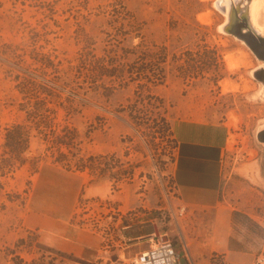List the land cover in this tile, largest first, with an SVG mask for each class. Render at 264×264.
Instances as JSON below:
<instances>
[{
    "label": "rangeland",
    "instance_id": "rangeland-1",
    "mask_svg": "<svg viewBox=\"0 0 264 264\" xmlns=\"http://www.w3.org/2000/svg\"><path fill=\"white\" fill-rule=\"evenodd\" d=\"M218 1L0 0V264H80L41 243L29 224L40 173L52 164L85 173L72 218L79 227L113 239L158 225L186 264V243L203 238L208 217L188 208L176 220L170 206L179 200L162 196L174 182L173 124L182 119L229 124L220 207L256 204V218L239 226L259 230L264 81L254 74L261 60L222 29L227 14ZM92 49L106 59H86ZM136 49L144 57L137 69L124 59ZM228 54L239 67H228ZM108 69L122 75L110 80L102 75ZM141 70L147 78L138 84L132 77ZM228 80L236 89H224ZM15 125L31 130L22 160L4 146ZM251 186L263 191L257 199ZM209 256L218 264L222 255Z\"/></svg>",
    "mask_w": 264,
    "mask_h": 264
},
{
    "label": "crops",
    "instance_id": "crops-1",
    "mask_svg": "<svg viewBox=\"0 0 264 264\" xmlns=\"http://www.w3.org/2000/svg\"><path fill=\"white\" fill-rule=\"evenodd\" d=\"M173 133L177 141L174 179L180 199L198 217L202 214L208 217L204 230L198 232L203 238L190 239V244L184 247L189 255L186 264H211L212 252L222 255L218 264H255L264 257V221L258 220L263 230L239 227L238 231L233 228L232 217L238 211L256 218V204L220 207L222 163L231 133L229 124L182 119L174 122ZM87 187L84 172L67 170L57 164L41 171L32 197L29 223L40 233V242L80 264H122V259L133 260L149 247V238L143 237L151 233L107 239L72 221L80 194ZM251 189L255 199L263 192L254 186ZM155 230L163 234L157 227Z\"/></svg>",
    "mask_w": 264,
    "mask_h": 264
},
{
    "label": "trees",
    "instance_id": "trees-1",
    "mask_svg": "<svg viewBox=\"0 0 264 264\" xmlns=\"http://www.w3.org/2000/svg\"><path fill=\"white\" fill-rule=\"evenodd\" d=\"M122 7V10L124 12H128V9L126 7V5H121ZM111 11H114V9H112ZM103 51V50H102ZM87 53H84L86 56H88V59L89 61L93 60L91 59V57L93 58H96L94 59L96 62L97 61H101V60H105L106 58L104 57L106 55L102 53V57H98L97 55H95V49H92V50H87L86 51ZM140 52L141 51H133V52H130V53H127L126 56H124V59L127 60V61H130V62H133V65L132 67H135L136 69L137 68H141L140 65L136 66V64H139L137 63L138 61L140 60H144V57H142L140 55ZM95 53V54H94ZM130 55H132V57H130ZM120 57V55L118 56ZM132 59V60H130ZM44 64H48L46 62H44ZM114 62H112V66H113ZM48 66V65H47ZM52 66V65H51ZM105 67H98L99 71H98V75L101 74V70L100 69H104ZM122 72V71H120ZM146 72H144L143 70L141 71H138L136 76H133V80L136 82V80L138 81V84H141L139 81H141L142 79L144 78H147L145 76ZM102 75H106L110 80H113L117 77H119L120 75H122V73H116L115 71H113V69H108V71L106 73H103ZM30 136H31V130L29 127H26V126H23V125H15V126H12V127H9L7 128V132H6V141H5V150L6 152H9L11 154H13L14 156H16V158H18L19 160H22V155L28 150L29 148V143H30ZM60 142H62L63 144L65 145H70L71 142L70 141H66V139H63V140H60ZM10 166H11V163H9ZM159 218L161 216H158ZM243 219V220H246L245 222L249 223L251 222L252 223V220L250 219V217L245 214V213H241V212H238V211H235L233 213V217H232V222H233V228L234 230H237V228H239V221ZM245 227L249 228V225L250 224H246L244 223ZM258 226V225H256ZM156 227H158V225H156ZM259 227V226H258ZM259 230H263L261 227H259ZM149 234L151 233H154L153 231H149L148 232ZM147 233V234H148ZM133 236H140V234H135Z\"/></svg>",
    "mask_w": 264,
    "mask_h": 264
},
{
    "label": "built area",
    "instance_id": "built-area-1",
    "mask_svg": "<svg viewBox=\"0 0 264 264\" xmlns=\"http://www.w3.org/2000/svg\"><path fill=\"white\" fill-rule=\"evenodd\" d=\"M164 193V194H163ZM163 198L168 201L175 197L179 200L177 206L171 205L172 216L176 220L183 219L188 211V205L183 203L180 199L179 189L175 183L168 189H164L162 192ZM167 209V207H165ZM163 208V210H165ZM155 237L157 239L155 240ZM150 244L149 247L140 251L132 260V264H181L182 254L177 249L175 242L167 233H152L149 235ZM186 243V247H187ZM255 264H264V257L258 259Z\"/></svg>",
    "mask_w": 264,
    "mask_h": 264
},
{
    "label": "water",
    "instance_id": "water-1",
    "mask_svg": "<svg viewBox=\"0 0 264 264\" xmlns=\"http://www.w3.org/2000/svg\"><path fill=\"white\" fill-rule=\"evenodd\" d=\"M221 2L222 0L217 2L218 6L220 5L219 7L227 14V22L223 24L222 29L244 41L258 59L264 60V37L252 21L250 8L252 0H249L244 9L233 8L230 12L221 5ZM257 73L258 69L254 75L261 79ZM263 132L264 130H261L259 133Z\"/></svg>",
    "mask_w": 264,
    "mask_h": 264
},
{
    "label": "bare ground",
    "instance_id": "bare-ground-1",
    "mask_svg": "<svg viewBox=\"0 0 264 264\" xmlns=\"http://www.w3.org/2000/svg\"><path fill=\"white\" fill-rule=\"evenodd\" d=\"M264 0H254L253 3H252V6H251V17H252V21L254 23V25L256 24L258 27H260L261 29H263V32H264ZM205 14L203 15H200V18L204 21H207V18L204 16ZM208 15V14H207ZM255 25V26H256ZM256 26V27H257ZM257 27V28H258ZM259 29V28H258ZM259 31H261L259 29ZM262 33V31H261ZM226 60H227V65L230 69H234L236 67H239V60L237 59H234L233 56L231 54H228L226 57ZM241 61V60H240ZM243 62V61H242ZM240 62V63H242ZM223 87L224 89H230V87L232 89H236V86L231 84L228 81H226L224 84H223ZM258 171V170H257ZM260 172V171H259ZM262 179V178H261ZM264 180V179H263Z\"/></svg>",
    "mask_w": 264,
    "mask_h": 264
},
{
    "label": "flooded vegetation",
    "instance_id": "flooded-vegetation-1",
    "mask_svg": "<svg viewBox=\"0 0 264 264\" xmlns=\"http://www.w3.org/2000/svg\"><path fill=\"white\" fill-rule=\"evenodd\" d=\"M223 1L225 2V4L222 3ZM222 2H221V5H223L227 9V11L230 12L233 10V8H238V6L241 5V2H243V0H222ZM245 7H246V5H244V8ZM238 9H242V8H238ZM258 28L262 31L261 36L264 37L263 29H261L260 27H258ZM257 69H258V73H257L258 76L261 78V80L264 81V60H261V63L259 64Z\"/></svg>",
    "mask_w": 264,
    "mask_h": 264
}]
</instances>
